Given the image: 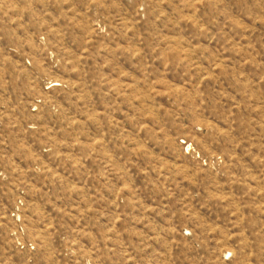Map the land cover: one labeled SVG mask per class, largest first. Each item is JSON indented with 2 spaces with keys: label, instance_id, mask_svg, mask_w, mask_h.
I'll return each mask as SVG.
<instances>
[{
  "label": "rangeland",
  "instance_id": "1",
  "mask_svg": "<svg viewBox=\"0 0 264 264\" xmlns=\"http://www.w3.org/2000/svg\"><path fill=\"white\" fill-rule=\"evenodd\" d=\"M0 264H264V0H0Z\"/></svg>",
  "mask_w": 264,
  "mask_h": 264
}]
</instances>
